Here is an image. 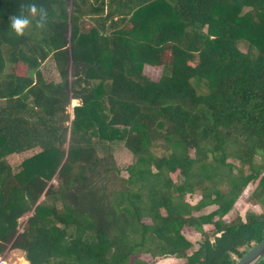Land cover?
<instances>
[{
  "label": "trees",
  "instance_id": "1",
  "mask_svg": "<svg viewBox=\"0 0 264 264\" xmlns=\"http://www.w3.org/2000/svg\"><path fill=\"white\" fill-rule=\"evenodd\" d=\"M14 15L30 19L21 36ZM119 143L137 158L128 177ZM35 149L13 172L5 157ZM256 183L264 206V0H0V254L236 264L264 239V213L224 217ZM185 228L203 234L197 250Z\"/></svg>",
  "mask_w": 264,
  "mask_h": 264
},
{
  "label": "rangeland",
  "instance_id": "2",
  "mask_svg": "<svg viewBox=\"0 0 264 264\" xmlns=\"http://www.w3.org/2000/svg\"><path fill=\"white\" fill-rule=\"evenodd\" d=\"M72 3H70L71 5ZM107 12H105L106 14ZM90 18V17H89ZM88 25H91L89 22H87ZM240 49L245 52L247 50V45L244 43H241L239 45ZM42 71L44 72V75L48 81H54L59 82L60 77L55 65V62L53 58H49L42 66ZM155 71L152 68H146V74L147 75H153ZM80 104V101L73 100L70 107H69V113L72 115L73 119V111L76 106ZM39 152L38 149H35L32 152L23 153L20 155H8L5 157V159L8 161V163L11 165L13 172H18L21 169V163L24 159L29 158L34 153ZM115 159L118 163L120 169L122 170V175L125 177H128L129 171L128 168L130 165L136 164L137 158L134 157L122 143H119L115 150ZM66 159L64 160V162ZM61 169V168H60ZM59 169V170H60ZM56 170L54 173L51 172L50 176V184H58V171ZM257 186L256 184H250L248 188L245 190V193L241 195V197L238 199V201L235 203L232 210L224 217V220L226 222H230V220L234 217L235 214L238 212L240 215L245 218L246 213L249 212H255L256 214L264 213V206L262 204L259 205H253L250 203L251 195L253 194L255 188ZM187 201L191 202L192 204H197L201 200V196L197 193L192 194L189 193L186 196ZM217 207H208L206 209V214H210L213 211L216 210ZM28 217V216H27ZM27 217H23L19 220V231H21L26 223ZM215 218L214 220H216ZM204 229L206 231H213L215 229V226L213 224H205ZM184 236H186L187 239L192 241L193 248L191 251L197 250L200 247L201 242L204 239L203 234L200 232L195 231L193 228H185L183 231ZM212 241L215 240L214 236L211 238ZM24 256L23 254L18 250H11L9 247H7L1 254H0V264H20L24 262ZM186 260L182 259H176V258H161L158 259L155 264H182ZM28 263V262H27ZM29 264V263H28Z\"/></svg>",
  "mask_w": 264,
  "mask_h": 264
},
{
  "label": "clouds",
  "instance_id": "3",
  "mask_svg": "<svg viewBox=\"0 0 264 264\" xmlns=\"http://www.w3.org/2000/svg\"><path fill=\"white\" fill-rule=\"evenodd\" d=\"M28 10L31 16L35 19V23L37 26L44 25L47 19V12L44 8H37L36 4H30L28 6ZM30 19L28 16L24 15H14L9 18V29L11 33L15 36L23 35L25 29L29 26Z\"/></svg>",
  "mask_w": 264,
  "mask_h": 264
},
{
  "label": "water",
  "instance_id": "4",
  "mask_svg": "<svg viewBox=\"0 0 264 264\" xmlns=\"http://www.w3.org/2000/svg\"><path fill=\"white\" fill-rule=\"evenodd\" d=\"M262 258H264V239L254 245L236 264H256Z\"/></svg>",
  "mask_w": 264,
  "mask_h": 264
}]
</instances>
